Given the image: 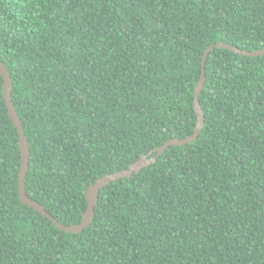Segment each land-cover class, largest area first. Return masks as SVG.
I'll list each match as a JSON object with an SVG mask.
<instances>
[{
  "label": "trees",
  "instance_id": "16d2710c",
  "mask_svg": "<svg viewBox=\"0 0 264 264\" xmlns=\"http://www.w3.org/2000/svg\"><path fill=\"white\" fill-rule=\"evenodd\" d=\"M264 49V0H0L25 193L77 225L97 179L196 125L204 52ZM0 75V264H264V56L214 48L184 146L101 189L67 234L19 198Z\"/></svg>",
  "mask_w": 264,
  "mask_h": 264
},
{
  "label": "water",
  "instance_id": "95a60500",
  "mask_svg": "<svg viewBox=\"0 0 264 264\" xmlns=\"http://www.w3.org/2000/svg\"><path fill=\"white\" fill-rule=\"evenodd\" d=\"M214 48H221L229 50L235 54H239L242 56H248V57H259L264 56V49L259 51H253V52H246L241 51L237 47L225 45L222 43L211 45L209 48H207L204 52L203 59H202V73L200 80L195 87L194 91V101H193V108L195 111V115L197 118L195 128L193 130V133L184 139H172L170 141L165 142L162 146L156 148L155 150L151 151L147 156H142L139 158L136 162L131 164L128 169L119 171L110 175L103 176L99 179H97L92 185H90L86 191L85 199L87 202V208L85 212L82 214L81 222L77 225L72 226H64L57 222L54 218H52L41 206L40 204L32 202L25 193V175L28 168V143L24 136L23 129L21 127V124L17 118L16 112L14 110L12 101H11V82L10 77L3 66V64L0 62V75L3 79V99L5 102V106L7 108V113L9 118L11 119L14 127L17 130L18 133V144H19V151L21 156V169L18 175V190H19V198L21 202L32 208L34 211L45 217L46 219L50 220L54 226L59 229L60 231L67 233V234H76L84 231L91 223L93 218V212L96 200L98 198L99 192L101 189L105 188L108 184L114 183L118 180L130 178L133 174L139 173L142 169L150 166L152 163H154L159 155H161L168 147L170 146H184L187 144L192 143L200 134L203 126H204V117L203 112L201 110V106L199 104V94L201 93L204 85L205 80V61L208 57L209 53Z\"/></svg>",
  "mask_w": 264,
  "mask_h": 264
}]
</instances>
